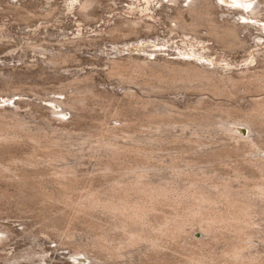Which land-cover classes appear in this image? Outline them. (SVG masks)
Returning <instances> with one entry per match:
<instances>
[{
	"label": "rangeland",
	"instance_id": "1",
	"mask_svg": "<svg viewBox=\"0 0 264 264\" xmlns=\"http://www.w3.org/2000/svg\"><path fill=\"white\" fill-rule=\"evenodd\" d=\"M240 1L244 0H216L220 6L218 11H231L234 7H241ZM38 2L39 0L0 1V111L3 108L18 111L25 120L30 119L28 121L31 122L30 124L40 121L46 126L49 123L45 120L49 119L52 125L70 131L67 132L68 134L64 132L59 138L66 148L62 145L54 146V149L50 148L53 150L52 153L62 156L60 155L57 161L50 159L55 163L47 161L48 165H46L44 162L39 168L37 167L38 169L24 164V160L31 154V148L26 144L9 145L5 148L0 146V163L8 166L7 170L0 168V231H5L0 237V264H76V257L72 254L79 248L78 245L86 250L88 255L84 262L90 264H187L186 260L188 261L191 256L202 259L201 264H264V214H259L262 215L260 217L263 220L257 217L261 225H254L260 228L257 232L259 235L255 234L253 238H250L253 241L249 243L252 245L251 248L253 247L252 249L249 247L250 251L254 252L253 255L257 259L249 261L245 258L239 262L229 258L227 254L232 247H238L247 242L244 239L248 238L252 230L249 229V233L245 232L248 227L240 231L241 236L243 235L241 237L237 233L238 230L229 231L228 224L226 227L225 222H222L223 224L220 222L219 231L215 232L216 234L206 235L198 227L199 223L189 222L190 224L185 225V231L181 232L177 238L165 234L158 235L156 242L160 245L147 247V242L144 241L135 244L129 242V234L126 231L129 227L123 225V219H130L127 216L101 205L96 207L83 205L88 193L98 196L103 202L110 198L117 199V196L121 194L116 184L119 182L125 184L130 179H135L137 172L139 174L141 171L144 172V168L149 173L159 172L158 170H161L160 173H169L171 170L168 167L173 165L171 162L173 158L177 166L182 169L194 166L206 175L230 178L236 186L239 185V181L243 184L260 181L261 178L257 171L253 170L252 165L242 161L244 157L250 156V151H246L245 148L238 150V143H233L234 140H229L228 136L219 132L213 133V136L209 137L210 140L219 142L226 140L229 143L231 141L230 146L215 148L204 154H199L190 148L183 149L174 141L159 143L151 151L139 148L136 151L124 150L119 154L118 152L110 154L109 150L104 151L102 148L95 151L90 144L95 143L94 141L100 136V132L105 130L104 128L125 125L126 123H123L125 118L133 123L130 122L129 131L135 129V133L142 135L149 133L148 108L150 105L145 109L128 107L127 96L124 94L128 88L142 99L155 98L161 105L168 103L175 109L196 114L204 112V108L210 105L225 103L221 97L191 87L190 89L189 87L167 88L156 93L152 92V95L150 92L148 95L147 92L144 93L145 90H141L140 85L120 83L116 77H110L105 70L108 66V58L116 56L120 58L127 55H139L150 61H156V58L161 57L173 60L190 58L200 65L215 67L219 71L223 66L236 71L250 62V51L257 48L264 50V31H256L250 26L253 34L248 37V45L251 47L245 52L241 49L228 52L215 46L212 40L204 42V45L211 46L207 49L203 48L194 37L183 36L176 30H171L173 22L169 21L168 15L173 13V9L165 2L161 6L162 2L157 0H149V2L147 0H116L115 3L99 4L95 9L98 18L94 19L96 21L91 22L90 25L79 20L74 7L67 6L69 0H50L57 6L53 14L49 17L35 16L36 18L33 17L28 23L18 21L13 13L5 10V6L9 3L17 5L24 3L30 8L33 6L32 9L40 10L39 6L37 8L34 6L38 5ZM108 3L112 5V10L106 8ZM183 5H186V2H183ZM120 15L141 18L155 24L157 28L149 32L140 29L137 35L132 34L113 43L111 38H105L107 36L105 30ZM232 16L236 18L238 15L232 13ZM243 33L242 35L245 34ZM256 35L261 37L257 38ZM75 36L96 37V47L83 45L80 51L75 52L74 59H69L60 67L61 69L51 68L46 62L45 54L26 46L28 43L44 41V44L48 42V46L54 48L64 39ZM193 50L196 55L208 53L204 58L197 60L191 55ZM255 63L256 61L253 60L251 65ZM86 75L91 77L90 82L93 88L92 94L85 93L83 101L85 103L77 104V108L66 112L64 118L56 119L50 115L47 107L50 108L53 105L48 99L63 98L64 94L57 93L64 90V84L67 87L71 80ZM199 98L204 103H200ZM237 102L248 105L249 99L242 96L237 98ZM237 102L236 104L239 105ZM118 110L122 114H117ZM175 129L179 131V125H176ZM238 131L243 135L249 133L244 126L238 127ZM119 136L118 140L122 142L124 137L121 138V133ZM206 138L203 140L209 141V138ZM66 143L71 144L73 150L70 145H65ZM225 148L228 150L224 151ZM40 153H43V150ZM60 157L63 159L61 160ZM65 160L70 161L74 166L73 171L76 175L74 174V179L72 177L68 181L61 182L58 181L59 179L56 180L54 172H50L57 171L56 167H54L55 170L50 168V164L59 166L61 163L63 167ZM159 167L163 168L159 169ZM238 169L245 172L246 176L237 177L239 173L241 174ZM39 171L43 174L40 175ZM18 172L29 174V180L23 181ZM132 194V200L139 195V193L133 196ZM173 212L172 207L161 205L160 211L148 213L147 225L149 227L152 225L151 228L159 227V224H162L166 217L172 216ZM232 231L235 232L232 233ZM235 234H238L239 239ZM235 238L239 241L242 238L244 242L235 241ZM79 257L84 258L82 254Z\"/></svg>",
	"mask_w": 264,
	"mask_h": 264
},
{
	"label": "bare ground",
	"instance_id": "2",
	"mask_svg": "<svg viewBox=\"0 0 264 264\" xmlns=\"http://www.w3.org/2000/svg\"><path fill=\"white\" fill-rule=\"evenodd\" d=\"M115 1L116 0H69L67 6L69 8L74 7L75 14L78 15L79 20L85 22L86 25H90L91 22L96 21L94 19L98 18L95 9L99 4L102 5L105 2L115 3ZM147 2H149V0H147ZM157 2H162L161 6H163V2H165L167 6L173 9V13L168 15L169 21L173 22L170 29L176 30L183 36L190 35L194 37L195 40L202 44L203 48H211L209 45H204V42L212 40L215 46L217 45L223 50H228V52L238 49L244 50L245 52V50L251 47V45H248V37L253 34L251 27L259 32L264 31V0L240 1L239 5L241 7L237 6L234 7L233 10L230 9L231 11L222 10L220 12L218 11V7L220 6L217 4L216 0H157ZM183 2H186V5H183ZM14 3H9L5 6V10L13 13L15 19L24 23H28L33 17L36 18L35 16L38 15L49 17L53 14L52 12L56 9L55 7H57L55 6L56 4L51 3L50 0H39V4L34 5L35 8L39 6L40 10L32 9L34 7L32 6V8H30L27 6L28 4L23 3L17 5ZM106 8L113 9L110 3L106 5ZM232 13H236L238 16L235 18V15L232 16ZM154 25L155 24L142 20L141 18H131L120 15L116 21L105 30L107 35L105 38H111L113 40L112 42L115 43V41L117 42V40L121 38H126L132 34L137 35L140 29L148 30V32L149 30L154 31V29L157 28ZM242 33L244 35H242ZM255 37L260 38L261 36L256 35ZM96 40V37L86 38L75 36L66 40L64 39L59 46L54 48L49 47L47 44L48 42L44 44V41L33 42L31 44L28 43L26 46L32 50H37L45 54L47 59L46 62L50 64L49 66L57 69L62 67L69 59H74L75 52L80 51L83 45L92 47L95 45L94 47H96ZM255 45H257L256 42ZM207 53L196 55V52L193 50L191 55L199 60L204 58ZM94 56L96 57V55ZM249 56H251L250 62H248L244 68L239 70L236 69V71L224 66L223 68L221 67L222 70L219 71L215 67L210 68L209 66L200 65L190 58L173 60L161 57L159 59L156 58V61L147 60L139 55L108 58V66L105 70L110 77H116L120 80V83L140 85L141 90H145L144 93L147 92L146 94L148 95L150 92L152 95V92L156 93L158 91L167 90V88L178 89L180 87H189L190 89L191 87L194 89L198 88L197 90L200 91H208L213 96L221 97L225 103L215 106L210 105L206 109L204 108V112L196 114L175 109L173 105L170 106L167 102V104L164 103L165 105H161L160 101L157 103L155 98L151 99L147 97V99H142L137 96L138 94H135L136 92L134 93L128 88L124 92L125 96H127L128 107H134L135 109L140 107V109H145L150 105V108H148V112L150 113V115L148 114V117H150L148 124L149 133H147V135L143 133L144 135H142L135 133V129L134 131H129L128 128L131 127V121L125 118V122L123 121V123L126 124L121 127H102V129L104 128L105 130L103 129L104 131L100 132L101 134L94 141L95 143L91 142L93 144L90 145L95 151L101 150L100 148H102L104 151L109 150L108 153L110 154H117V152L119 154V152L122 153L124 150L136 151L139 148H145L151 151L157 147L159 143L174 141L180 144L183 149L184 147L190 148L199 154H204L215 148L228 147L231 141L234 140L235 142L233 143H238V150L245 148L247 149L246 151H250V156L244 157L242 161L252 165L253 170H256L259 174L261 178L260 181L255 180L251 184H243L239 181V185L236 186L232 183L233 181L230 178H219L213 175L209 176V174L206 175L201 173L194 166L182 169V167L180 168V166H177L173 158L171 160L173 165L168 167L171 170L167 173L168 175L160 173L161 170H158L159 172L149 173L145 171L144 168V172L141 171L140 174L137 172L138 175H135V179H130L127 182L125 181V184L124 182L123 184L122 182L116 184V186L118 185L116 188L121 194L118 195V192L116 193L118 195L117 199L115 198L114 200L113 198L112 200V198H110L109 200L107 199L108 201L105 202L104 200L103 202L98 196L88 193L89 195L87 196L86 194V202H83V205H92L95 207L101 205L109 210L118 211L125 215V217L127 216V218L130 219H126L128 222L123 219V225L125 224L129 227L126 229L129 234V242L135 244L144 241L145 243L147 242V247L160 245L156 242L158 235L165 234L177 238L181 232L185 231V225L190 224L189 222H191V224L192 222L199 223L198 227L201 232H203V234L206 233V235H214L215 232L219 231L220 224L224 222L226 227L228 224L229 231L238 230V232H236L239 233L240 236V231L248 227L245 232L249 233V229L252 230L250 234H248L249 236L247 239L244 237V241L247 242L245 244L242 243L243 246L240 243L241 246L232 247L231 251L229 250L230 253L228 251L229 254L227 255L229 258H234L239 262L243 261L245 258L252 261L255 256L253 255L254 252L250 251L252 245L249 243L253 241H251L250 238H253L255 234H257V236L259 235L257 232L260 228L254 225L260 226V220L264 219H261L262 217L260 216L262 215H259L264 214V50L262 51L258 48L252 50L249 52ZM253 60H255L256 63L251 65ZM213 64L215 66V62H213ZM139 77H142V79H139ZM90 80L91 77L86 75L71 80L67 84V87L66 84H64V90L57 93L64 94L63 98L50 97V99H48L53 105V107H47V110L49 109L48 111H50V115H53L56 119H60L65 117L66 112L76 109L77 104L84 101L85 93L92 94L93 84ZM242 96H246L249 99L248 105H242L237 102V98ZM198 100H201V98ZM227 101H230V103H227ZM236 102L239 105H237ZM200 103L204 102L201 100ZM3 109L0 111V146L5 148L9 145H21V143H23L30 147L31 154L24 160L26 166L39 168L44 162L48 165L47 161L55 163V161H57L56 159L59 158L61 154L52 153L53 150H50V148L54 149V146H63V141L61 142L59 138H61L64 132L67 133L70 130L52 125L49 119L45 120L46 123H49L46 124V126L45 123L40 121L39 123L30 124L31 122H28L30 119L28 121L25 120L18 111L16 112L11 109L7 110L6 108ZM116 113L122 114L119 110ZM40 120L42 121V119ZM176 125H179V131L175 129ZM240 126L246 127L249 133L247 135L239 133L238 127ZM218 132L228 136L229 140H231L230 143L226 142V140H220L222 142L213 139L210 140L209 137L213 136V133L217 134ZM120 133L122 135L121 138L124 137L122 142L118 140ZM206 137L209 138V141L203 140ZM65 145H70L73 150L71 144L66 143ZM70 147L68 148L70 149ZM64 148H66V146ZM41 149L43 153L40 154L43 155L39 154V152H42ZM225 150L227 151L228 149L225 148L224 151ZM50 152L52 154H50ZM68 152H70V150H68ZM61 158L62 157H60V159ZM50 159H55V161H51ZM50 165V168L56 167L57 171L50 172H54L56 180L59 179L58 181L62 182L64 180L65 182V180L68 181L72 179V177L74 179L76 175L73 171L74 166L70 161H66L63 167L61 163V167L60 165L57 166V164H55L56 166H52V163ZM0 168L1 170L2 168L7 170L8 166L0 163ZM160 168L163 167H159V169ZM238 170L241 174L239 173L240 176L238 174L237 177L241 178L246 176L245 172L241 169ZM9 172L11 173V170ZM39 173L40 175L43 174L40 171ZM19 175L23 181H27L30 178L27 173H20ZM132 193H139V195L132 200ZM161 205L172 207L174 211L173 215L166 217L162 224H159V227L153 226L154 228H151L152 225L150 227L147 225L146 216L149 215L148 213L150 212L160 211ZM257 217L258 219L260 218V220H258ZM227 219L232 221H225ZM251 226L252 228H249ZM223 228H225V226ZM233 232L235 231H232V233ZM4 233V230L0 231V237H2ZM235 235L237 236L238 234ZM236 238H238V236ZM236 238L235 241H239L236 240ZM240 239L243 241L242 238ZM241 240L239 242H242ZM78 247L79 248L76 247L77 249L74 250L72 254V256L76 257V264H90L84 262L88 255L86 250L82 249L83 246L78 245ZM80 254H82L84 258H80ZM225 257L227 258V256ZM88 259L90 258L88 257ZM256 259L257 257L255 260ZM201 260L202 259H199V257L196 258V256H191L188 258V261L186 260V263L201 264ZM232 261L234 262V260Z\"/></svg>",
	"mask_w": 264,
	"mask_h": 264
}]
</instances>
